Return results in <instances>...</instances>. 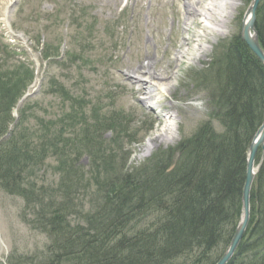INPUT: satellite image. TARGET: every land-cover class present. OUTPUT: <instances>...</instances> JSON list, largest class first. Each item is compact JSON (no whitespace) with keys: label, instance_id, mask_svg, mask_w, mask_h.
Wrapping results in <instances>:
<instances>
[{"label":"rangeland","instance_id":"rangeland-1","mask_svg":"<svg viewBox=\"0 0 264 264\" xmlns=\"http://www.w3.org/2000/svg\"><path fill=\"white\" fill-rule=\"evenodd\" d=\"M228 2L224 21L230 32L201 36V16L188 18L187 0H0L6 142L9 148L26 145L29 152V161L19 155L24 151L14 155L13 165L22 170L17 179L0 176V264L44 252L52 237L39 213L64 200L62 179L80 188L73 198L83 213L97 204L111 168L97 171L96 155L107 154V165L115 168H136L159 148L193 135L210 117L217 86L208 74L216 71L231 39L241 35L252 0ZM260 5L264 0L257 10ZM186 21L192 23L188 30ZM198 39L207 52L195 51ZM181 50L192 55L183 58ZM141 65L167 76L172 85L165 96L150 97L144 81L134 78ZM27 85L31 95L23 103ZM12 99L19 104L7 112ZM154 136L160 137L146 153L143 146Z\"/></svg>","mask_w":264,"mask_h":264},{"label":"trees","instance_id":"trees-1","mask_svg":"<svg viewBox=\"0 0 264 264\" xmlns=\"http://www.w3.org/2000/svg\"><path fill=\"white\" fill-rule=\"evenodd\" d=\"M256 27L264 49V5L257 10ZM219 60L208 77L214 75L217 86L210 117L220 128L204 121L193 135L159 148L132 169L107 165V154L96 155L97 171L111 168L97 204L83 213L73 198L80 188L62 179L64 200L39 213L52 237L44 258L39 259L43 252L13 264H215L240 221L249 147L264 121L263 62L241 35L231 39ZM3 101L0 93V137L8 131ZM6 143L0 145V176L17 179L22 170L13 165L14 155L24 151L19 155L29 161V152L26 145L9 148ZM251 205L249 226L229 264H264V159Z\"/></svg>","mask_w":264,"mask_h":264},{"label":"bare ground","instance_id":"bare-ground-1","mask_svg":"<svg viewBox=\"0 0 264 264\" xmlns=\"http://www.w3.org/2000/svg\"><path fill=\"white\" fill-rule=\"evenodd\" d=\"M187 1H188V18L189 17H195L197 15L201 16V23L204 25V27H203L202 32L199 35L206 36V35L210 34L211 32H217V33L219 32L221 34V30H223V29L225 31V34L230 32V28H228V26L225 24V21H224L225 17L227 18L228 16H230V14H228V13L226 15V12H227L228 8L230 7V5L227 4V3H229L228 0H218V2L216 0V3H214L215 0H212V2H210V0H187ZM236 4L237 3H235V5ZM251 16H252V11L249 12L248 16L246 17V21ZM185 24H186V30H188V27L192 25L191 21H188V22L186 21ZM256 30H257V27H256ZM250 32H251V34L254 33V29L250 28ZM194 49H195V51L202 52V53L207 52V50H208L205 42L200 41V39H198L196 41V43L194 45ZM180 53L182 54L183 58H186V57L192 55L191 53L187 52L186 50H184V51L181 50ZM196 57H197V55H196ZM177 59H180V56H177ZM147 68H148L147 66L141 65L137 70H134L133 71L134 72V74H133L134 78H136V80L138 82L144 81V84H146L147 88L149 89L147 94H151L150 97L155 96V98H157V97L165 96L168 93V91L170 90V86L172 85L171 83L167 82V76L162 75L156 71H151V69H147ZM142 91H143V88H139L138 90L133 89V92H135V93H142ZM143 103L145 104L144 100H143ZM172 116H173V114H170V118ZM211 120L214 124L213 125L214 128H217V129L220 128V126L217 127L216 123L213 121V119L211 117H208L204 121H211ZM173 131L174 130L172 128L171 129L169 128V132L167 131V133L173 135ZM159 137L160 136H154L153 138H151V140H148L144 144L143 150L146 153H149L153 148L152 147L153 146L152 141H157L159 139ZM180 140L176 144H178L180 142ZM262 159H264V157ZM246 173H247V170H246ZM256 176H257V174H256ZM255 181H256V177L254 180L253 187L255 185ZM252 190H253V188H252ZM251 196H252V192H251ZM242 208H243V204H242ZM251 209H252V206H251ZM229 245H230V243L227 245L226 249L224 250V253L227 250V248L229 247ZM236 252H237V250L235 251V253Z\"/></svg>","mask_w":264,"mask_h":264},{"label":"water","instance_id":"water-1","mask_svg":"<svg viewBox=\"0 0 264 264\" xmlns=\"http://www.w3.org/2000/svg\"><path fill=\"white\" fill-rule=\"evenodd\" d=\"M260 1L261 0H252L251 6L244 15L241 36L242 39L251 48V50L260 58V60L264 64V49L261 46L258 31L256 30V25H255L257 7ZM250 11H252V16L246 21V17L248 16ZM250 28L254 29V33L251 34ZM260 147L263 148V152H264V122L258 129L249 147L248 160H247V173H246V180L244 184L243 198H242L243 208H242L240 222L237 226V229L234 233V236L230 242L229 247L227 248L223 256L216 264H227V262L232 258L242 238L244 237V234L250 222L251 192H252L251 190L253 188L254 180L260 166L255 163L256 155Z\"/></svg>","mask_w":264,"mask_h":264}]
</instances>
